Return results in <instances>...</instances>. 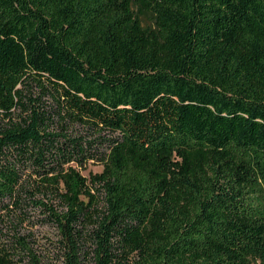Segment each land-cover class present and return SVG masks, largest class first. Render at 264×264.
<instances>
[{
    "label": "trees",
    "instance_id": "1",
    "mask_svg": "<svg viewBox=\"0 0 264 264\" xmlns=\"http://www.w3.org/2000/svg\"><path fill=\"white\" fill-rule=\"evenodd\" d=\"M52 257L264 264V0H0V264Z\"/></svg>",
    "mask_w": 264,
    "mask_h": 264
},
{
    "label": "rangeland",
    "instance_id": "2",
    "mask_svg": "<svg viewBox=\"0 0 264 264\" xmlns=\"http://www.w3.org/2000/svg\"><path fill=\"white\" fill-rule=\"evenodd\" d=\"M76 130H81V127L76 126ZM102 169V165L98 163L89 162L86 166V169H82L81 173L85 176H89V174H94L100 172ZM41 213L38 210L34 211L32 214V219L30 222L24 223L23 228L24 231L30 232L31 237L35 241L36 248L39 249L41 254L47 253L48 250L52 249L50 241H55L57 238V230L56 227L50 223H46L43 221L44 217H39ZM44 252V253H43ZM50 257L52 255L51 251ZM51 264H63V262L55 257L50 258ZM89 264V263H87Z\"/></svg>",
    "mask_w": 264,
    "mask_h": 264
}]
</instances>
